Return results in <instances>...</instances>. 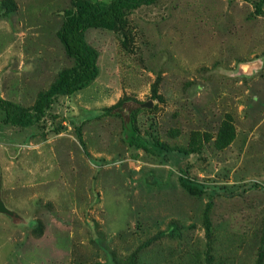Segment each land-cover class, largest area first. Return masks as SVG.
Returning <instances> with one entry per match:
<instances>
[{"label":"rangeland","instance_id":"374dc122","mask_svg":"<svg viewBox=\"0 0 264 264\" xmlns=\"http://www.w3.org/2000/svg\"><path fill=\"white\" fill-rule=\"evenodd\" d=\"M255 2L124 10L114 31L85 33L98 52L92 83L28 128L0 112V201L14 214L0 213V264H254L264 246V5L256 15ZM68 6L0 0V98L29 107L73 64L56 37ZM122 98L120 117L104 113ZM129 112L138 144L124 131ZM227 116L234 139L218 150ZM195 134L212 138L192 154L153 147L187 148Z\"/></svg>","mask_w":264,"mask_h":264},{"label":"trees","instance_id":"16d2710c","mask_svg":"<svg viewBox=\"0 0 264 264\" xmlns=\"http://www.w3.org/2000/svg\"><path fill=\"white\" fill-rule=\"evenodd\" d=\"M160 0H110L109 2L96 0H69V6L62 10V22L60 28L56 32V37L60 42L66 56L72 59L73 64L58 72L56 79L49 87L40 92L33 104L29 107L17 105L11 101L0 98V112L3 114V123L17 128H28L41 121L46 117L47 112L51 109L58 97H69L88 86L97 78L98 52L90 46L85 38L87 30L101 29L105 31H114L122 21L123 11H135L142 7H149L157 4ZM254 14L263 13L264 0H255ZM6 11L11 9L10 5L4 3ZM125 99H119L110 107L104 108L105 114H112L120 117L123 111ZM56 118L55 116H53ZM128 121L124 124V131L130 130L132 137L129 142L136 144L139 142L137 129L133 112H129ZM234 128L231 124L230 116L220 125L215 139L214 147L218 150L226 148L234 139ZM189 147H168L166 144L155 141L153 147L159 151H176L185 155L198 151L197 144L207 142L212 137L208 135L195 134ZM77 138L81 142L80 131L77 132ZM138 144V143H137ZM141 147L143 145L140 144ZM182 186L191 194H199L196 187L182 183ZM210 203L206 204L204 210L205 229L207 231V239L209 235V221L207 212ZM264 246L262 245L257 251L254 264H263Z\"/></svg>","mask_w":264,"mask_h":264},{"label":"water","instance_id":"95a60500","mask_svg":"<svg viewBox=\"0 0 264 264\" xmlns=\"http://www.w3.org/2000/svg\"><path fill=\"white\" fill-rule=\"evenodd\" d=\"M143 106L149 108L151 106V103L150 102L144 103ZM0 213H2V214H8V215H12L13 214L11 211H9L5 207V205L3 204L2 201H0Z\"/></svg>","mask_w":264,"mask_h":264},{"label":"crops","instance_id":"0c3cea01","mask_svg":"<svg viewBox=\"0 0 264 264\" xmlns=\"http://www.w3.org/2000/svg\"><path fill=\"white\" fill-rule=\"evenodd\" d=\"M2 214V213H1ZM6 215H8V214H6ZM14 214H12V215H8V216H13Z\"/></svg>","mask_w":264,"mask_h":264}]
</instances>
